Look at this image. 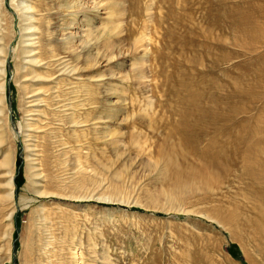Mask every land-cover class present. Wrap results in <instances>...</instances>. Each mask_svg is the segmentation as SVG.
I'll use <instances>...</instances> for the list:
<instances>
[{"label": "rangeland", "instance_id": "obj_1", "mask_svg": "<svg viewBox=\"0 0 264 264\" xmlns=\"http://www.w3.org/2000/svg\"><path fill=\"white\" fill-rule=\"evenodd\" d=\"M16 1L0 0V61L6 60L0 66L6 75L0 173L4 165L11 167L14 184L8 204L0 192V264H264V255L244 233L242 241L236 240L196 213L247 204L250 186L240 175L241 167L206 184L195 180L174 190V172L166 161L171 158L184 170H197L200 164L198 151L206 148L212 133L194 147L183 132L173 130L179 111L188 106L181 98L195 92L220 100L225 111L238 107L235 120L248 122L249 128L241 135L264 142V84L253 88L264 68V0H118L111 35L105 38L109 46L102 42L107 24L103 11L90 7L94 0L85 1L86 13L64 8L60 0H37L51 26L62 20L68 25L71 19V26L101 37L76 59L83 63H77L79 68H89L102 56L109 64L87 69L78 80L61 76L44 86L55 87L54 102L71 109H43L42 134L31 133L33 138L27 137L26 128L39 124L25 116L29 88L21 81L26 66L21 62ZM248 23L256 27L246 33ZM252 35L258 38L252 40ZM108 75L119 78L109 84ZM235 90L240 99L223 101ZM207 98L204 106L210 105ZM71 122L75 125L70 129ZM221 135L219 141L230 136ZM30 145L36 150L29 157L35 160L32 164ZM182 152L188 154L185 161ZM31 167L41 173L42 195L35 192ZM96 186L99 196L110 201L68 198ZM171 195L176 197L171 200Z\"/></svg>", "mask_w": 264, "mask_h": 264}, {"label": "bare ground", "instance_id": "obj_2", "mask_svg": "<svg viewBox=\"0 0 264 264\" xmlns=\"http://www.w3.org/2000/svg\"><path fill=\"white\" fill-rule=\"evenodd\" d=\"M36 1L37 0H17L15 3L16 6L14 7L17 13V18L19 20V36H20V45H21V53H22L21 62L24 64V66H26L24 67L26 73L21 81L27 84L29 88L27 92L24 93L25 107L27 108L25 116L27 121H32V122L34 121L36 124H39L37 126L31 124L28 126V128L25 127L27 129L26 131L30 132L29 133L30 135L27 134V137L29 136L32 137L31 133L37 134L39 132L41 133V131L43 130V129L41 130V127L45 124V122L42 120V118L40 120V117L44 112L43 109H49V106H51V108L57 107L59 111H66V112H68L71 109V106L69 107V104L57 105V103L54 102L55 101L54 98L57 97L54 95L56 89L55 87H50L49 89H46L47 85L49 86L50 83H54V80L57 79V77H61V76L62 77L66 76V78L68 76V77H72L71 79L78 80L79 78L78 75L80 73L86 72L87 69L89 68L92 69L95 66H106L107 64H109V59L103 58L102 56L99 61H96L92 66H89V68L86 66L79 68L77 66V63L79 65L81 62L79 63V61H77L76 63V59L81 55H84V53L82 52L92 50L95 47L96 43L99 42L101 37L99 38V37L90 36L89 35L90 31L84 29L85 27L79 28L78 26V28H75L71 26L70 25L72 23L71 19H70L71 23L70 24L68 23V25L62 24L64 21L62 20L59 21L62 23L57 22L58 24L51 26L49 20H47L46 17H44V13L46 12L43 13L41 12V9H39L40 5L36 3ZM60 1L66 4L64 8L67 9L72 8L76 12L82 11L86 6L84 5L86 3L85 2L86 0H60ZM94 1L95 2L93 3L89 2L92 3L90 7H92L93 9H99V11H103L101 14L100 13L99 14L103 16L102 20L104 21L105 19L107 24L105 25L106 30H104L102 34L104 36L102 42H104L103 44L109 46L110 41L105 40V38L111 33L112 30L111 25L113 24L112 19H114L113 17L116 16L115 13L118 11V5L120 1L118 0H94ZM59 5L61 4L59 3L57 6ZM87 9L89 10L90 8ZM119 10L121 11V9ZM75 11L72 14H75ZM120 11L119 13H121ZM63 13L65 14V12ZM68 14L69 13H67L66 15ZM69 16L70 14L68 15V17ZM253 27H256V25L253 23H248L245 24V27L243 29H245L244 31L246 33H249ZM67 30L69 31L65 33L64 31ZM67 33L72 36L69 40L66 39ZM256 38H258V36L252 35V37H250V39L252 40ZM87 54L88 53L86 52V55ZM5 62L6 60L4 62L2 60L0 61L1 68L3 67ZM49 69L53 70V74L52 72L51 74L46 73ZM5 77H6L5 71L3 69H0V81H1L0 104L3 107H5L6 105L5 84H4ZM118 78L119 75H115V76L108 75L106 80L110 84L113 81L118 80ZM253 82H254L253 83L254 91L255 88H260L263 86L264 68L259 72V74L256 76ZM55 84H57V80ZM44 86H46V88H44ZM64 87L66 88V86ZM241 96L242 95L238 92V90H235L231 95L229 94L224 95L223 101L227 100L228 98H234V97H236L238 100L241 98ZM188 97L190 98L187 99L185 97L183 99L181 98L180 100L181 102L185 101V104L188 106H186L185 109L179 111V115L181 118L177 125L175 123L176 126L175 128H173V130L176 129L183 132L186 135L185 141L193 142L194 147L201 141V139L204 136H206L209 133L212 134L208 138V142L205 146L206 148L204 149L202 148V150L198 151V153L201 155L200 156L201 160L197 170H192L190 168L189 170H184L181 167H179V165L178 166L175 164L173 165L172 161L170 160L171 158L169 159L167 157L168 159L166 161L171 165V170L174 172L173 173L174 181L172 183L173 187L175 188L174 190L183 189L185 188V186L189 184H191L192 186V184L195 183V180H201L203 183L206 184L208 181L210 182V180H213L214 177L219 173H223L225 175H232L235 167L237 166L241 167L240 175L242 178L248 181V184L250 186L248 187L249 190H247V192L248 191L249 192L245 196L247 202L246 205L240 206L239 208L234 207L233 209L229 207L218 206V207H214L210 211V213H204L202 211H196V210L195 211L196 213H198V215L204 216L207 220L209 219L210 221L216 223L219 227L223 228L227 233H229V235L232 238L236 240L242 241V237L240 239V236L241 233H244L245 237H248L255 242L257 247L256 250L258 249L264 255V148L261 147L264 145V142L262 138H256V140L251 142L249 139H246L245 137H243V135H241V133L248 134L249 128L246 125L248 122L246 123L245 121L235 120V116L239 112L238 107L237 108L234 107L232 109L226 108L225 111L219 105L220 100H215L210 96H202V93H198V92L191 93ZM204 97L206 98L208 97L207 99L210 101L209 106H204L202 104V102L205 100ZM116 99H115V103L119 101ZM51 100L52 103L50 102ZM71 120L73 121V119ZM103 122L94 121L93 125L96 123L103 124ZM231 122H233L236 125V129L235 127L230 126L232 125ZM74 125L75 124L71 122L68 124V128L69 127L70 129L71 127L74 128ZM231 129H233L234 131H231ZM223 133H229L230 136L225 140L219 141L216 137ZM111 137L110 139L109 138L108 139L111 140ZM27 151L30 154L28 156V160L31 163L33 162L34 158L29 159V157L30 156L33 157L32 152L35 153L36 150L34 146L30 145V148H28ZM187 155L188 154H186L185 152H182L180 158L182 157L181 159L185 161V159H187ZM34 156L36 155L34 154ZM3 159H2L3 161H7V160L9 161L8 155H5ZM30 163L29 165L32 164ZM4 164L6 163L4 162ZM238 169H236V172ZM4 170L5 171L2 170V173H0V178L2 179V181L0 180V182H2L0 183V192L2 193V200L8 204L9 201H11L10 199L14 198L13 169L11 167L9 168L7 165H4ZM40 174L39 173L37 174L36 172L33 173L32 167L30 168V177L33 178V181H35L33 182V184L35 187H37L35 192L36 193L38 192L39 193L38 195L43 194V191L40 190L42 186L41 185L42 180ZM35 179H37V181ZM98 189L100 188L97 187L95 189H92L91 191L83 193L82 195H79L77 197L75 196L76 198L74 196H70L68 198H72L74 199V201L75 199L77 201V200H85L86 198L87 199L96 198L98 201H104V202L110 201L108 197L105 196L100 197L97 191ZM174 197L171 195V200H173ZM68 198L64 200H70ZM178 211L181 212L182 210L180 209L171 210V212H178ZM11 212L9 214L10 219L12 216Z\"/></svg>", "mask_w": 264, "mask_h": 264}]
</instances>
